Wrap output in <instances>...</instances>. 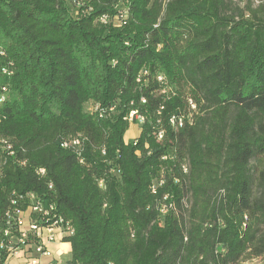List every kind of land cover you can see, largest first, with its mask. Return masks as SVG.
<instances>
[{"label": "trees", "instance_id": "1", "mask_svg": "<svg viewBox=\"0 0 264 264\" xmlns=\"http://www.w3.org/2000/svg\"><path fill=\"white\" fill-rule=\"evenodd\" d=\"M228 10L0 0V136L22 153L0 177V244L13 192H34L74 229L71 264H264V18Z\"/></svg>", "mask_w": 264, "mask_h": 264}, {"label": "built area", "instance_id": "2", "mask_svg": "<svg viewBox=\"0 0 264 264\" xmlns=\"http://www.w3.org/2000/svg\"><path fill=\"white\" fill-rule=\"evenodd\" d=\"M120 15L122 24L127 17L124 12ZM100 21L109 24L110 18L105 16ZM1 71L3 74H8L6 68H2ZM157 80L163 82L165 79L159 76ZM3 93L0 103L5 102L8 88L4 87ZM191 107L195 109L193 104ZM135 119L139 124L144 123V117L137 111H133L129 116V121L133 122ZM183 121L182 117L174 116L171 124L178 128L183 125ZM70 141L72 149L80 156L82 140L75 138ZM10 152L6 141H0V177L3 176L5 160ZM40 174L44 175L45 171L41 170ZM100 183L101 188L104 189L103 181ZM49 189H53L52 185ZM66 222L67 219L58 211L57 205L52 201H46L44 196L34 192H27L23 195L13 192L12 201H9V213H4L2 216L3 248H1L0 257H4V264H11L12 259L17 257L24 258L25 264H63L59 259L63 253L58 254L52 246L56 243H70L68 241L73 236V231L72 227H67ZM65 264L71 263L68 261Z\"/></svg>", "mask_w": 264, "mask_h": 264}, {"label": "rangeland", "instance_id": "3", "mask_svg": "<svg viewBox=\"0 0 264 264\" xmlns=\"http://www.w3.org/2000/svg\"><path fill=\"white\" fill-rule=\"evenodd\" d=\"M249 8L250 9L252 8V10L257 11L258 14L257 16L264 18V0H228V9H229L228 11L231 13L238 14L243 11L245 14L249 15L250 14V11H248ZM117 12H119L118 9ZM121 20H122L121 15L120 13H118L115 19L112 20L113 21L112 27L118 28L121 25ZM101 25L107 26L109 24H104L102 22ZM93 109H94L93 103H90L86 106V110L89 112ZM140 130L141 127L138 124L132 123L130 125L129 130L125 134L124 137L125 141L130 142L135 140L139 136ZM187 205L190 206V202H187ZM241 264H263V262L260 260H252V261L248 260V262Z\"/></svg>", "mask_w": 264, "mask_h": 264}, {"label": "bare ground", "instance_id": "4", "mask_svg": "<svg viewBox=\"0 0 264 264\" xmlns=\"http://www.w3.org/2000/svg\"><path fill=\"white\" fill-rule=\"evenodd\" d=\"M0 141H6V145H7V149H9V150H11V152H10V155H8L7 156V160H5V165L8 163V164H11V163H9L8 162V160H10V158L11 157H14L15 156V153L17 152V150L15 149V145L13 144V142L10 140V139H8V138H5V137H2V136H0ZM70 144L71 143H68V142H65L64 143V147L65 148H68V147H70ZM21 153V152H20ZM19 153V154H20ZM17 154H18V152H17ZM18 154V155H19ZM22 154V153H21ZM23 154H24V152H23ZM25 155V154H24ZM21 156V155H20ZM16 157V156H15ZM15 157H14V159H15ZM24 157V156H23ZM25 158V157H24ZM12 159V158H11ZM18 162H20L21 164H26V163H28V162H26V161H18ZM7 164V165H8ZM6 165V166H7ZM100 186H101V184H100ZM12 197H13V194H12V196H11V198H10V201H12ZM7 212H5V213H9V206H8V209L6 210ZM67 223V227H72L71 226V224L67 221L66 222ZM2 231H3V227H2ZM72 231H73V234H74V229L72 228ZM1 248H3V242L0 244V251H1ZM0 264H4V257H0Z\"/></svg>", "mask_w": 264, "mask_h": 264}, {"label": "crops", "instance_id": "5", "mask_svg": "<svg viewBox=\"0 0 264 264\" xmlns=\"http://www.w3.org/2000/svg\"><path fill=\"white\" fill-rule=\"evenodd\" d=\"M53 249L55 250V252H57L58 254H62L59 259L61 260V262L63 264H65L66 262H68L71 259V253H72V246L70 243H56L55 245L52 246ZM11 264H25L24 263V258H14L11 261Z\"/></svg>", "mask_w": 264, "mask_h": 264}]
</instances>
